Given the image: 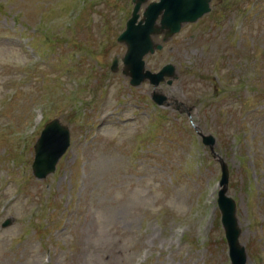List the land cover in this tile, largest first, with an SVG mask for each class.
Here are the masks:
<instances>
[{
	"label": "rangeland",
	"instance_id": "rangeland-1",
	"mask_svg": "<svg viewBox=\"0 0 264 264\" xmlns=\"http://www.w3.org/2000/svg\"><path fill=\"white\" fill-rule=\"evenodd\" d=\"M79 1L0 0V224L13 219L0 225V264H230L219 158L245 264H264V0H212L145 56L153 71L176 64L158 90L190 115L110 70L131 0ZM74 4L91 23L67 24ZM54 117L71 143L38 179L33 144Z\"/></svg>",
	"mask_w": 264,
	"mask_h": 264
},
{
	"label": "water",
	"instance_id": "water-1",
	"mask_svg": "<svg viewBox=\"0 0 264 264\" xmlns=\"http://www.w3.org/2000/svg\"><path fill=\"white\" fill-rule=\"evenodd\" d=\"M135 6L131 17L127 20L126 29L119 35L118 39L124 41L127 50L123 56V72L130 76V83L137 85L148 79L156 86L165 75L173 76L172 70L163 67L158 72H151L145 69L142 56L152 51L154 43L151 34L164 32L168 35L180 27L182 21L195 20L203 12L208 10L209 0H160L151 2L144 11L143 18L135 24L137 11L144 0H134ZM163 10V12H161ZM161 13L160 22L155 23L158 14ZM117 59L114 58L112 69H115ZM170 82V80H169ZM152 98L159 104H169L167 97L158 92H152ZM182 105L181 102H177ZM177 103H175L177 105ZM202 140L212 149L214 137L202 134ZM69 145L68 127L60 123L58 119L48 121L41 130L35 145V157L32 162L33 173L36 177H44L54 170L55 163L64 153ZM226 172H223L221 182L223 184L219 191L218 204L222 212V224L229 246L231 264H244L246 252L244 246L239 243L238 236L241 232L235 216V203L232 198L225 195L226 192ZM11 219H6L3 225H7Z\"/></svg>",
	"mask_w": 264,
	"mask_h": 264
}]
</instances>
